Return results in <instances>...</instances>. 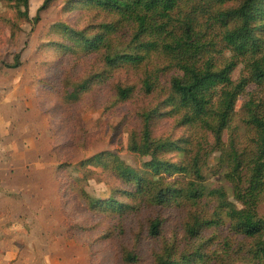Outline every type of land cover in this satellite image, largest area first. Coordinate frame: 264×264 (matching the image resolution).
<instances>
[{"label":"rangeland","instance_id":"rangeland-1","mask_svg":"<svg viewBox=\"0 0 264 264\" xmlns=\"http://www.w3.org/2000/svg\"><path fill=\"white\" fill-rule=\"evenodd\" d=\"M44 1L29 0L30 20L24 17L23 4L0 2V104L1 110L4 108L0 112V136L12 143L5 147L7 154L14 155L19 147L17 153L32 157L18 159L12 167L32 166L33 170L56 172L54 177L62 184L61 221H55L56 191L45 193V210L54 220L47 218L44 225L47 231L53 229L54 253L65 246L69 250L61 257L54 254L53 264H157L160 259L169 264H264L256 254V240L232 232L230 221L220 209L219 195L210 194L222 191L229 203L241 207L235 197V184L238 182L241 189L247 187L258 151L256 131L248 124L247 103L254 101L260 111L264 110V85L245 88L229 129L217 145L210 133L200 125L184 124L183 112L167 105L173 96L172 79L184 75L174 55L162 48L163 42L141 65H111L108 57L144 55L134 43L136 23L121 19L116 12H108L91 0H52L40 22L35 23ZM243 2L181 0L167 32H148L143 39L162 41L166 37L169 44L172 35L184 36L189 26L201 55L188 61L200 69L211 61L218 70L234 63L231 79L238 85L250 78L253 62L264 60V50L242 57L224 41L226 30L237 22L223 20V13ZM254 25L264 41V15ZM11 29L16 30L14 41ZM19 54V70L4 65L12 64ZM149 78L155 86L152 93L144 87ZM8 79L14 83L9 84ZM87 80L91 83L84 85ZM7 85H21L23 90L11 93ZM127 88L132 94L126 100L120 99L119 90ZM151 110H158L152 119L153 141L174 142L180 147L166 153L154 152L160 172L152 164L147 165L153 159L151 155L132 150L134 143L143 144L142 115ZM23 114L29 118H23ZM9 118L14 126L4 129ZM6 130L10 132L5 136ZM9 143L3 142L0 147ZM30 150L42 155L43 162L34 161ZM100 154L115 155L120 166L144 178L146 184L138 191L136 185L124 183L113 159H106L102 167L87 164ZM197 156L204 176L198 186L205 188L206 194L194 203L187 192L196 181L192 166ZM234 157L241 162L240 181L234 174ZM166 192L168 203L159 205L157 194ZM83 193L96 202L113 199L117 204L104 211L90 209ZM31 194L38 205L42 195ZM258 212L264 219V198ZM218 215L223 218L219 224L205 226L198 236L189 233L195 216L218 219ZM157 219L162 220L161 234L152 237L150 225ZM38 245L44 247L41 239ZM126 253H134L138 260L126 262ZM40 257L43 264L44 257Z\"/></svg>","mask_w":264,"mask_h":264},{"label":"trees","instance_id":"trees-1","mask_svg":"<svg viewBox=\"0 0 264 264\" xmlns=\"http://www.w3.org/2000/svg\"><path fill=\"white\" fill-rule=\"evenodd\" d=\"M10 3L23 4L26 9L24 17L30 20L29 14V0H0ZM94 5L103 8L104 10L116 12L119 17L125 21H132L137 24V33L135 34L134 43L137 44V49L143 52L144 55L137 54H122L115 55L114 58L108 57L107 61L111 65H116L118 62L130 65H141L148 56L160 47L167 52L166 54L174 55L175 63L184 77H174L171 81V90L173 96L167 102L168 106H172V110L183 112L182 121L186 125L198 126L210 133L216 140L217 145L222 143V137L225 130L229 129L231 119L235 113L236 105L239 97L244 92L245 88L251 84L264 85V60L255 61L252 64L251 76L249 79H243L238 85H234L231 79L234 63L228 64L225 68L215 69L213 63L208 61L206 66L202 69L196 67V63L191 64L188 60L197 59L201 55L200 47H196V41L191 36L190 27L182 37L172 35L171 43H166V37L161 41L160 39L154 41H145L144 34L154 32L162 34L167 32V27L174 21L173 13L177 10L181 0H91ZM206 2H213L217 4H225L230 0H202ZM52 0H45L41 8L37 12L34 19L35 23L40 22L41 14L49 6ZM262 4V5H261ZM264 15V0H244L242 5L236 9L229 10L223 13V20H232L236 23L230 29H227L224 35L225 43L233 49L239 56H245L249 52L258 54L264 50V41L259 36V30L254 23L259 19V16ZM15 32H14V31ZM10 38L12 41L17 37L16 30L11 29ZM14 37V39H13ZM11 41V42H12ZM195 48V52L192 50ZM197 50V51H196ZM148 55V56H147ZM147 56V57H146ZM174 60V59H173ZM7 68L19 69L22 66L21 55L14 56L13 63H4ZM96 81H93V84ZM91 83L90 80L84 82V85ZM144 87L148 93L154 91V83L151 78L145 81ZM130 89H120L119 97L122 100L128 99L131 95ZM78 93H75L77 96ZM74 96V93H73ZM249 114L248 124L251 125L257 134L258 151L256 158L253 159V166L251 176L247 187L240 188L239 183L235 184V197L240 202L241 207L234 203H229L225 194L219 190H213L211 195L218 194L220 198V209H223L226 218L230 221L232 232L242 234L248 239L256 240V254L264 260V219L260 217L258 206L264 198V110H259V105L254 101L247 103ZM158 110H151L142 115L144 122L143 127V144L134 143L132 150L136 153H141L144 156L151 155L152 161L147 164H152L155 169L159 171L157 166L156 156L154 152H171L179 149L177 143L174 142H159L153 141L152 138V119L157 114ZM114 160L116 172L124 183L136 185L138 191L142 188L146 181L139 175L132 173L128 169L120 166L117 163L118 157L111 154H100L87 161V164L102 167L106 166L105 160ZM234 174L238 181L241 180L240 164L238 158H235ZM117 164V165H116ZM146 165V166H147ZM165 166V165H164ZM168 168V167H164ZM193 173L196 181L192 182L187 192V198L198 203L204 198L206 194L205 188L198 186V181H203L204 176L200 167V157L197 156L193 161ZM160 172V171H159ZM239 172V173H238ZM160 174V173H159ZM60 184V195L62 191V184ZM142 191H140L141 193ZM168 192L158 193L157 199L159 205L168 203L166 196ZM175 192H173L174 194ZM162 194V195H161ZM88 206L90 209L97 207L100 210H107V206L117 204L115 200L109 199L105 202H96L91 200L86 195ZM61 200V199H60ZM106 206V207H105ZM98 209V210H99ZM222 215H218V219L203 218L195 216L193 225L189 228V233L192 236H198L200 231L205 226L217 225L222 221ZM162 220L157 219L150 225V235L158 237L161 234ZM138 256L134 253H126V262H135ZM157 264H169L165 259H160Z\"/></svg>","mask_w":264,"mask_h":264},{"label":"crops","instance_id":"crops-1","mask_svg":"<svg viewBox=\"0 0 264 264\" xmlns=\"http://www.w3.org/2000/svg\"><path fill=\"white\" fill-rule=\"evenodd\" d=\"M19 69L10 70L15 71ZM7 82L9 84L14 83L10 79H8ZM5 88H9L7 91L11 93L12 91L23 90L21 85H7ZM7 106L6 104V107ZM1 107L0 104V112L4 111V108L1 110ZM11 112L12 110L8 107V113L10 114ZM29 113L31 112L29 111ZM25 115L26 114H23V118H29L27 115L25 117ZM3 126L4 129L14 126L13 120L10 118L9 120L6 119L5 125ZM1 130L2 122L0 121V131ZM5 132L6 136L10 131L6 130ZM3 142L9 143L10 140L0 136V145ZM11 146L12 143H9L8 145L0 147L2 148V151L0 149V264H42L41 262L43 260H41L40 256L44 257L43 264H53L52 256L54 254L61 257L69 251L65 246V248L58 249L54 253L52 248L53 229L49 228L47 231L46 225H44L47 218L48 221L54 220V218L51 217L52 213L48 214L49 211L45 210L44 205L48 203L45 199L46 192L56 191L58 195L56 213L58 216L55 221L58 220L59 222L63 218L61 211L62 203L60 200V184L58 179L54 177L56 176V172L33 170L32 166L31 169L12 167V164L16 162V160H23L24 157L21 153H17L19 152V147L18 151L15 150L14 155L12 153L7 154L5 147ZM30 153L33 154V158H35L34 161L38 160L43 162L42 155L38 154L37 151L30 150ZM10 155L13 157L11 158ZM31 158L26 157L24 159L30 160ZM40 162L37 163L41 165ZM30 179L33 180L34 183H31ZM32 192L42 195V200H39L38 205H36L35 195H32ZM41 224L42 226L40 227ZM38 239L42 240L44 247L42 245L39 247Z\"/></svg>","mask_w":264,"mask_h":264}]
</instances>
